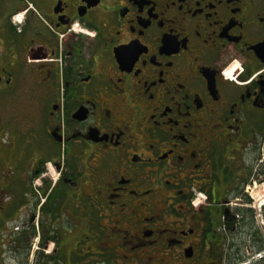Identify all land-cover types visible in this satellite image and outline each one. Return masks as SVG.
Returning a JSON list of instances; mask_svg holds the SVG:
<instances>
[{"label":"flooded vegetation","instance_id":"obj_1","mask_svg":"<svg viewBox=\"0 0 264 264\" xmlns=\"http://www.w3.org/2000/svg\"><path fill=\"white\" fill-rule=\"evenodd\" d=\"M0 142L13 264L245 261L264 0H0Z\"/></svg>","mask_w":264,"mask_h":264},{"label":"rangeland","instance_id":"obj_2","mask_svg":"<svg viewBox=\"0 0 264 264\" xmlns=\"http://www.w3.org/2000/svg\"><path fill=\"white\" fill-rule=\"evenodd\" d=\"M0 146H1V142H0ZM257 197H261V203H263V201H264V186L263 187H261V189L260 190H258V192H257V195H256ZM259 203H260V201H259ZM263 206V205H262ZM260 207V206H258V203H257V214L259 215V219H258V226L261 228V227H264V206L263 207ZM0 230H1V225H0ZM259 231H260V229H259ZM263 241H264V239H263ZM7 248H8V250H10V249H12V247H13V244H12V242H10V244L8 245V246H6ZM38 247H39V245L38 244H34V246H32L31 248V253H30V257H29V259H30V262H29V264H35V262L37 263L38 262V260H36V258H37V251H39V250H37L38 249ZM1 249H2V247H1V240H0V251H1ZM7 251V250H6ZM227 255H228V253H227ZM246 255H248V254H246ZM258 254H249L247 257H248V259H246L245 261H244V263L245 264H252V263H256V262H258L260 259L259 258H261V257H264V252L261 254V256H257ZM7 256H8V254H5V255H3V257L1 258L0 257V260L2 259L3 261H5L6 263L5 264H9L8 263V261L11 263V264H13L14 262H13V260H7ZM6 258V259H5ZM0 264H1V262H0ZM53 264V263H52Z\"/></svg>","mask_w":264,"mask_h":264},{"label":"trees","instance_id":"obj_3","mask_svg":"<svg viewBox=\"0 0 264 264\" xmlns=\"http://www.w3.org/2000/svg\"><path fill=\"white\" fill-rule=\"evenodd\" d=\"M263 243V240H261V244ZM264 252V248L262 247V245L260 246L259 250H258V254L261 255ZM239 264H245L244 260L242 262H239ZM252 264H264V258L260 259L258 262L256 263H252Z\"/></svg>","mask_w":264,"mask_h":264}]
</instances>
